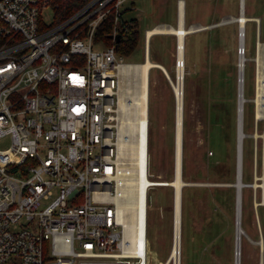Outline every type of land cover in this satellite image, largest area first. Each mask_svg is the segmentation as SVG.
I'll return each mask as SVG.
<instances>
[{"label":"built area","instance_id":"obj_1","mask_svg":"<svg viewBox=\"0 0 264 264\" xmlns=\"http://www.w3.org/2000/svg\"><path fill=\"white\" fill-rule=\"evenodd\" d=\"M127 1L0 0V141L9 140L0 148V264H151V186L137 245L124 242L117 203L134 193L127 181L134 173L119 155L126 137L119 96L133 94L139 79L124 72L133 64L122 51L133 27L123 16ZM238 16V68L244 81L246 63H254L255 121L264 126L261 19L242 24ZM248 21L256 24L253 57ZM151 29L144 60L159 34ZM259 244L264 264L262 232Z\"/></svg>","mask_w":264,"mask_h":264},{"label":"rangeland","instance_id":"obj_2","mask_svg":"<svg viewBox=\"0 0 264 264\" xmlns=\"http://www.w3.org/2000/svg\"><path fill=\"white\" fill-rule=\"evenodd\" d=\"M186 27L204 25L185 37L182 123V181L180 264H236V138L238 106L237 23L227 21L240 14L261 18L264 42V0H184ZM178 0H128L124 18L136 23L139 39L124 60L144 61V34L156 25L177 26ZM193 24V25H192ZM208 26V27H207ZM256 24L246 23L247 56L255 54ZM149 78V190L147 237L151 264H176L170 260L175 240V187L165 185L175 177L177 97L172 83L160 69L163 64L178 84L177 36L155 34L151 38ZM154 60V61H153ZM159 62V63H158ZM183 63V61H182ZM159 66L160 68H158ZM254 63L244 75L245 133L242 182L263 177L264 126L255 121ZM234 94L235 98L232 96ZM257 133V134H256ZM258 135V136H256ZM9 145L6 138L0 148ZM258 183H264V178ZM148 192V188H147ZM263 187H242L241 264H260L259 244L264 238Z\"/></svg>","mask_w":264,"mask_h":264},{"label":"bare ground","instance_id":"obj_3","mask_svg":"<svg viewBox=\"0 0 264 264\" xmlns=\"http://www.w3.org/2000/svg\"><path fill=\"white\" fill-rule=\"evenodd\" d=\"M183 3L180 1V10L178 14V25L171 26L170 24H161L154 26L151 30L152 32H157L159 34H173L177 36V56L179 60L178 65V76L179 81L176 84L171 76L169 75L166 67L159 63L162 71L168 77V80L172 83L173 89L177 97V106H176V136H175V177L168 183L164 182L165 185H172L175 187V240L173 247L170 252V260H174L176 264H180V244H181V189L184 184L182 181V123H183V106H184V92H183V76H184V55H185V37L195 32L206 28L202 25H193L186 27L184 26V13H183ZM235 17V16H234ZM234 17H229L228 21H233ZM240 20H239V19ZM236 21H240L242 24L246 21V16L241 15L236 17ZM208 27V26H207ZM183 61V63H182ZM154 67H151V59L148 56L146 60L139 63L128 64L124 72L130 75H139L138 86L131 95L120 94L119 96V106L123 112V117L120 119V129L122 132L126 133V137L121 138L119 141V155L123 161L124 170L130 174L134 173L133 179L127 180L130 181L132 185L131 190L134 192L131 193L129 197L127 192L121 194L120 199L117 198L118 210L120 215H122V221L125 224V237L124 242L128 244L137 245L139 239L144 238V226L145 219L147 215V188L148 186H153L150 184H156L158 182L151 181L148 176L147 170V157L149 155L147 146L148 141V125H149V101H150V91H149V78L151 70ZM242 71V65L240 66ZM240 94L239 100L241 107L240 110V125L237 130V144H236V166L239 170V182L242 181V168H243V152H242V143L244 139L243 131V115H244V81L240 82ZM128 96V97H127ZM257 134V133H256ZM258 136V135H256ZM264 138V134H262ZM263 156H264V145H263ZM238 164V165H237ZM237 169V167H236ZM263 173H264V160H263ZM124 178L126 177L123 175ZM149 177V178H148ZM263 177H258L255 175V182L252 184L255 188L258 186L263 187L264 193V183H258L259 179ZM129 179V177H128ZM129 185V184H128ZM242 187L238 185L239 197L241 199L240 214L239 219L240 223L237 226V260L236 264H241V237L244 234V230L241 225V211H242ZM264 196V195H263ZM264 201V198H263ZM257 202V201H255ZM258 204V202H257ZM255 204V205H257ZM239 205V204H238ZM147 228V223H146ZM144 245V244H143ZM168 263V262H167ZM166 263V264H167Z\"/></svg>","mask_w":264,"mask_h":264},{"label":"water","instance_id":"obj_4","mask_svg":"<svg viewBox=\"0 0 264 264\" xmlns=\"http://www.w3.org/2000/svg\"><path fill=\"white\" fill-rule=\"evenodd\" d=\"M241 81H242V72L239 69V78H238V106H237V130L239 129V125H240V121H241V117H240L241 107L239 106V104H240L239 94H240V89H241V87H240V82ZM243 135L245 136V133H243ZM236 167H237V169H236V180L237 181L235 183V186H236V241H235V261L237 260V252L239 253V250L237 251V247H238L237 246V226H238V223H240V219H239L240 208H238V207L240 206L241 199L239 197V190H238L239 188H238V185H240V186H245V185H250L251 186L252 185L251 183H244V182H242L241 179H240V182H239V175H240L239 173L240 172L238 170V166H236Z\"/></svg>","mask_w":264,"mask_h":264},{"label":"trees","instance_id":"obj_5","mask_svg":"<svg viewBox=\"0 0 264 264\" xmlns=\"http://www.w3.org/2000/svg\"><path fill=\"white\" fill-rule=\"evenodd\" d=\"M139 39V32L136 26V23H133V27L131 29L130 34L127 36L125 40V44L123 46L122 51L128 52V54L133 51V49L136 47L137 42ZM154 61V60H153ZM232 96L235 98L234 94L232 93Z\"/></svg>","mask_w":264,"mask_h":264},{"label":"crops","instance_id":"obj_6","mask_svg":"<svg viewBox=\"0 0 264 264\" xmlns=\"http://www.w3.org/2000/svg\"><path fill=\"white\" fill-rule=\"evenodd\" d=\"M243 7H244V5H243ZM179 10H180V8H179L178 2H177V21H176L177 25H178V21H179V19H178ZM183 13H184V26H186L187 4L185 1L183 3ZM244 15H245V10H244ZM245 16L248 17L247 15H245ZM231 17H233V16H231Z\"/></svg>","mask_w":264,"mask_h":264}]
</instances>
